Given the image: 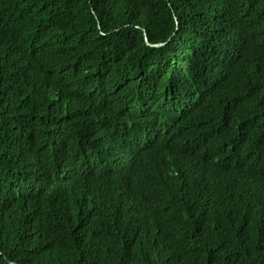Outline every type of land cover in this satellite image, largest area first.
I'll return each instance as SVG.
<instances>
[{
    "label": "trees",
    "instance_id": "1",
    "mask_svg": "<svg viewBox=\"0 0 264 264\" xmlns=\"http://www.w3.org/2000/svg\"><path fill=\"white\" fill-rule=\"evenodd\" d=\"M0 264H264V0H0Z\"/></svg>",
    "mask_w": 264,
    "mask_h": 264
},
{
    "label": "water",
    "instance_id": "2",
    "mask_svg": "<svg viewBox=\"0 0 264 264\" xmlns=\"http://www.w3.org/2000/svg\"><path fill=\"white\" fill-rule=\"evenodd\" d=\"M145 42H146V44H147L148 46L157 47V45H153V44H151V43L149 42L147 36H145Z\"/></svg>",
    "mask_w": 264,
    "mask_h": 264
}]
</instances>
